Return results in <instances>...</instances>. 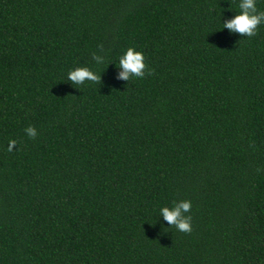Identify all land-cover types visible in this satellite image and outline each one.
I'll return each mask as SVG.
<instances>
[{
    "label": "trees",
    "instance_id": "trees-1",
    "mask_svg": "<svg viewBox=\"0 0 264 264\" xmlns=\"http://www.w3.org/2000/svg\"><path fill=\"white\" fill-rule=\"evenodd\" d=\"M240 3L0 0V264H264V21L224 28ZM130 47L145 76L119 79ZM182 201L190 233L161 214Z\"/></svg>",
    "mask_w": 264,
    "mask_h": 264
},
{
    "label": "clouds",
    "instance_id": "clouds-1",
    "mask_svg": "<svg viewBox=\"0 0 264 264\" xmlns=\"http://www.w3.org/2000/svg\"><path fill=\"white\" fill-rule=\"evenodd\" d=\"M242 12L235 16L227 23L223 24L224 28L232 32L240 33L245 37H253L257 34V28L264 21V12H258L256 7V0H242L239 5ZM93 59H99L93 53ZM145 57L142 52L136 51L134 48H128L126 53L120 57L119 67L123 69L120 73L119 79L128 80L130 76L143 78L145 76ZM154 70L149 69V74ZM68 80L74 84H84L85 81L93 83L100 82V76L90 70L88 67H78L68 73ZM28 136L35 138L37 133L34 127L29 126L25 129ZM17 142L11 140L9 142L8 151L12 152L16 148ZM191 202L182 201L173 208L164 207L161 209V214L164 219L168 221L169 225L174 226L181 232L190 233L192 231L191 220L192 217L185 215L190 212Z\"/></svg>",
    "mask_w": 264,
    "mask_h": 264
}]
</instances>
